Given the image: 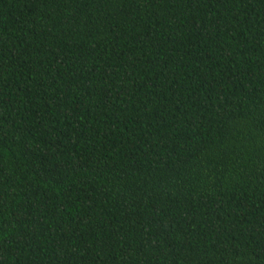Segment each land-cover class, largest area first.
Here are the masks:
<instances>
[{
    "label": "trees",
    "instance_id": "1",
    "mask_svg": "<svg viewBox=\"0 0 264 264\" xmlns=\"http://www.w3.org/2000/svg\"><path fill=\"white\" fill-rule=\"evenodd\" d=\"M0 264H264V0H0Z\"/></svg>",
    "mask_w": 264,
    "mask_h": 264
}]
</instances>
